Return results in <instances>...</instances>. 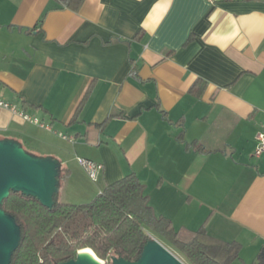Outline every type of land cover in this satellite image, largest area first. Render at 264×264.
<instances>
[{
  "label": "crops",
  "instance_id": "0c3cea01",
  "mask_svg": "<svg viewBox=\"0 0 264 264\" xmlns=\"http://www.w3.org/2000/svg\"><path fill=\"white\" fill-rule=\"evenodd\" d=\"M0 96L50 126L0 107V138L59 162L58 201L135 173L174 228L264 248V0H0Z\"/></svg>",
  "mask_w": 264,
  "mask_h": 264
},
{
  "label": "trees",
  "instance_id": "16d2710c",
  "mask_svg": "<svg viewBox=\"0 0 264 264\" xmlns=\"http://www.w3.org/2000/svg\"><path fill=\"white\" fill-rule=\"evenodd\" d=\"M83 1L59 0L72 10ZM2 208L20 226L10 264H62L82 248H90L107 264L111 256L134 261L149 233L158 235L186 264H234L240 259L237 241L218 239L204 226L176 229L169 218L155 215L135 173L106 184L86 203L62 202L54 196L48 207L32 195L10 191ZM252 264H264V248Z\"/></svg>",
  "mask_w": 264,
  "mask_h": 264
},
{
  "label": "water",
  "instance_id": "95a60500",
  "mask_svg": "<svg viewBox=\"0 0 264 264\" xmlns=\"http://www.w3.org/2000/svg\"><path fill=\"white\" fill-rule=\"evenodd\" d=\"M60 190V165L56 159L36 155L12 138H0V264H10L11 255L20 242V226L6 213L2 203L10 191L36 197L51 207ZM83 249V248H82ZM79 249L74 258L62 264H107ZM96 255V254H95ZM109 264H186L164 244L151 237L134 261L115 256Z\"/></svg>",
  "mask_w": 264,
  "mask_h": 264
},
{
  "label": "built area",
  "instance_id": "2783aa9c",
  "mask_svg": "<svg viewBox=\"0 0 264 264\" xmlns=\"http://www.w3.org/2000/svg\"><path fill=\"white\" fill-rule=\"evenodd\" d=\"M209 3L215 4L221 0H208ZM0 107L8 109L13 114L21 116L23 119L28 120L34 124H37L41 127H44L46 129H50V126L47 124L42 123L38 118L31 116L27 114L25 111L19 109L15 104L6 101L3 97L0 96ZM62 137L66 138L65 135H62ZM255 140L256 145L254 149V155L260 156L264 154V121L260 127V129L255 134ZM77 161L79 165L86 171L88 176L95 181L98 178V175L100 173L101 166L91 160L77 157Z\"/></svg>",
  "mask_w": 264,
  "mask_h": 264
},
{
  "label": "rangeland",
  "instance_id": "374dc122",
  "mask_svg": "<svg viewBox=\"0 0 264 264\" xmlns=\"http://www.w3.org/2000/svg\"><path fill=\"white\" fill-rule=\"evenodd\" d=\"M79 195H78V192L76 190H62L61 191V195H60V198L59 200L62 201V202H69V203H75V204H79ZM151 237L153 238H156V240H158L159 242H161L162 244H164L161 240V238L156 235V234H151L150 235ZM170 249V248H168ZM171 251V250H170ZM254 256V255H253ZM252 255L250 256V254H247V253H242L241 256H240V259L235 261L234 264H251V259H252ZM102 260V259H101ZM110 262H108L109 264Z\"/></svg>",
  "mask_w": 264,
  "mask_h": 264
},
{
  "label": "bare ground",
  "instance_id": "6f19581e",
  "mask_svg": "<svg viewBox=\"0 0 264 264\" xmlns=\"http://www.w3.org/2000/svg\"><path fill=\"white\" fill-rule=\"evenodd\" d=\"M156 239V238H155ZM161 243V242H160ZM80 253L81 254H88L90 255L91 257H93L94 259L96 260H99L98 258H96V255L95 253L90 249V248H83L80 250Z\"/></svg>",
  "mask_w": 264,
  "mask_h": 264
}]
</instances>
